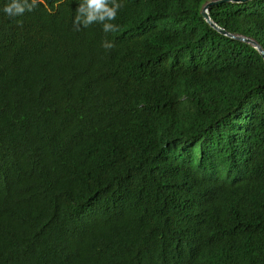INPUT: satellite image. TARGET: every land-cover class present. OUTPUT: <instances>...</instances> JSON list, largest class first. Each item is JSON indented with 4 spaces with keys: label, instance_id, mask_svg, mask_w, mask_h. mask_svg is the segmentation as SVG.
<instances>
[{
    "label": "trees",
    "instance_id": "obj_1",
    "mask_svg": "<svg viewBox=\"0 0 264 264\" xmlns=\"http://www.w3.org/2000/svg\"><path fill=\"white\" fill-rule=\"evenodd\" d=\"M209 1L0 0V264H264V58ZM208 12L264 50V0Z\"/></svg>",
    "mask_w": 264,
    "mask_h": 264
},
{
    "label": "clouds",
    "instance_id": "obj_2",
    "mask_svg": "<svg viewBox=\"0 0 264 264\" xmlns=\"http://www.w3.org/2000/svg\"><path fill=\"white\" fill-rule=\"evenodd\" d=\"M43 3V0H39ZM38 0H10L2 11L8 17H16L23 15L26 11L32 12L37 6ZM123 4L118 0H81L76 9L77 15L73 21L75 30L87 28L92 24L99 23L102 25L104 33H115L119 31V25L111 23L117 19L119 10ZM115 45L105 40L102 47L110 50Z\"/></svg>",
    "mask_w": 264,
    "mask_h": 264
},
{
    "label": "water",
    "instance_id": "obj_3",
    "mask_svg": "<svg viewBox=\"0 0 264 264\" xmlns=\"http://www.w3.org/2000/svg\"><path fill=\"white\" fill-rule=\"evenodd\" d=\"M228 1H232V2H245V1H248V0H211L209 2H207L203 8L201 9V15L202 17L211 25L213 26L215 29H217L220 33L224 34V35H227V36H230L232 38H236V39H239V40H242V41H246L250 44H252L257 50L258 52L261 54V56L264 58V50L262 49V47L256 42L254 41L253 39H250V38H247V37H244V36H240V35H234V34H231V33H228L224 28L218 26L215 22H213L209 16V12H208V7L211 5V4H215V3H219V2H228Z\"/></svg>",
    "mask_w": 264,
    "mask_h": 264
}]
</instances>
